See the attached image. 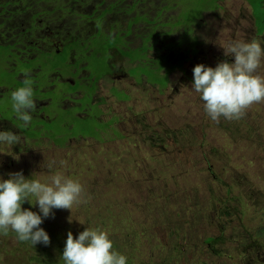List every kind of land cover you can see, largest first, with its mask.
<instances>
[{"label":"rangeland","instance_id":"obj_1","mask_svg":"<svg viewBox=\"0 0 264 264\" xmlns=\"http://www.w3.org/2000/svg\"><path fill=\"white\" fill-rule=\"evenodd\" d=\"M250 1L252 9L244 0H223L221 10L215 6L214 10L206 12L201 16V20L196 21L200 23L195 27V34L200 40L197 52L189 51L186 61L182 63L183 67L170 74L167 87L163 91L159 92L158 87L146 83H143L142 87L148 90L141 91L142 87L139 89V84L134 78L119 77L114 84H111L110 80L101 82L95 97L106 101L101 107L106 113L102 119L120 114L124 123L117 127L120 137L106 142L103 147H96L97 156L91 158L87 164L82 179L93 182L91 184L85 183V180L81 182L88 197L90 195L88 192L92 191L97 181L102 183L104 176L109 174L112 155H125L130 145L135 143L139 148V157L136 159L147 162L145 164L141 162L139 168L146 170L148 174L161 172L152 182V188L158 186V183L161 188L168 190L167 192L180 188H183L181 191L193 188L207 208H211L208 205L213 202L216 206L218 204L222 214H227L224 217L228 220L224 222L223 233L208 222H196V226L187 224L191 231L187 236L193 240L189 248L190 254L187 255L189 264H201L203 261L200 258L202 255L199 248H193L192 245L198 239L202 241L206 235L215 237L221 235V238L215 242L217 250L233 247L229 248L231 251L226 252L227 255L220 257L219 264H237V262L246 264L245 254L250 245L247 240H250L254 231L260 229L261 224L264 223V102L253 104L247 109L246 115L239 120L221 118L217 124L206 115L200 96L191 90L193 68L196 65L203 64L215 68L224 60L234 63V56L225 57L224 50L220 47L228 41L257 39L264 48V31L258 36L253 22V13L256 14L258 22L264 19V0ZM193 17L198 18V14H193ZM258 74L264 76V60L258 69ZM112 85L124 90L125 98L118 100L112 96L110 93ZM6 108H8L7 102H1L0 110L7 115L5 118L9 119L12 112ZM128 109H131L134 115ZM96 111L98 110L94 107L93 113ZM37 137L42 136L37 135ZM44 142L45 140H42L39 148L35 150L23 149L16 154L9 152L10 145L0 146V178L8 179L9 173L22 171L25 178L31 179L32 174L36 173L34 178L41 182L46 180L44 183L48 182L51 175L43 171L48 162L45 158L49 153L51 154V150H40L45 148ZM76 143L84 146L85 149H89L87 146L96 145L93 140ZM104 148L109 150L107 154H104ZM60 151L61 155L64 151L71 155L69 149ZM61 155L54 154L57 161ZM59 161L65 159L59 158ZM206 161H213L220 169L218 179L207 175ZM117 162L118 159L115 158L114 165ZM64 168L66 167L58 166L59 173L62 174L61 169ZM134 172V170L129 171L131 175ZM114 183L120 189L127 188L124 191L127 196L129 195V200L125 202V206L122 204L121 208L131 212L132 220L144 218L143 222L148 225L152 220L144 217L141 213L142 207L134 208L137 201L132 199L133 191L131 193L130 191L132 188L136 189V185L122 181ZM92 200L93 198L86 204H91ZM148 201V196L141 195L138 204L143 205ZM83 204L85 203L77 205V208ZM54 216L55 224L61 227L59 219L62 215L54 212ZM81 218L82 216L76 215L69 219L76 220L74 225L79 228L78 223ZM242 225L247 229H243ZM167 232L169 231L165 230L161 238L155 235L153 230L148 229L147 233L145 229L144 233L151 241L147 244L142 240V252L144 249V253H147L150 249L146 245H151V248L160 246L161 249L162 240L164 242L168 239L172 240L180 233L175 231V228L173 232L169 234ZM243 235L245 240L240 239ZM1 241L4 243L1 244ZM18 246L19 241L15 236L0 235V264H14L18 260H23V252ZM121 254L124 255V252ZM142 255L137 261L143 260Z\"/></svg>","mask_w":264,"mask_h":264},{"label":"flooded vegetation","instance_id":"obj_2","mask_svg":"<svg viewBox=\"0 0 264 264\" xmlns=\"http://www.w3.org/2000/svg\"><path fill=\"white\" fill-rule=\"evenodd\" d=\"M188 1L0 0V17L6 20V24L0 23V103L7 102L11 124L21 129L23 122L12 111L11 92L24 86L23 73L28 71L36 104L25 128L28 133L41 135L51 146H56L54 138L66 144L93 140L95 146L112 140L109 135L117 134L124 122L120 114L102 119L106 113L101 107L106 101L95 99L101 82L114 84L119 77L134 78L123 70L124 60L142 48L146 36L153 31L150 44L161 42L170 51L169 41L186 30L178 15L196 13L194 21H199L215 6L221 10L223 0ZM193 1L199 3L193 6ZM244 1L251 7L250 0ZM253 22L261 36L255 17ZM199 24L191 23V35L197 39L195 50L200 45L195 34ZM187 47L184 43L178 47L182 55L189 51ZM110 93L118 100L126 96L114 85ZM94 107L97 113H93ZM89 126L99 138L84 136Z\"/></svg>","mask_w":264,"mask_h":264},{"label":"trees","instance_id":"obj_3","mask_svg":"<svg viewBox=\"0 0 264 264\" xmlns=\"http://www.w3.org/2000/svg\"><path fill=\"white\" fill-rule=\"evenodd\" d=\"M191 1L192 0H189L188 3L190 4ZM197 3L199 2L193 1L191 5L194 6ZM161 8L163 10L165 9L162 5ZM255 15L254 13L255 19L258 21ZM178 19L186 30L184 33H180L179 36L175 35L174 38L169 41V47H172L170 51H168L167 46H163L161 42L157 41L152 43V45L150 44V40L154 34L152 31L145 37L143 46L140 50L138 49V51L130 53V55L127 53L129 57H127V60H124L126 66L123 67V70L126 71V73L129 70L127 74L134 77L137 84H139V89H141L143 83H146L158 87L157 90L159 92L163 91V89L167 87L170 74L173 73L174 70L183 67L182 63L186 61L189 51L194 53L197 52L195 50L197 39L191 35V32L193 34L191 23H196L193 14L185 17L178 15ZM0 23L1 25L6 24V20L0 17ZM257 27L259 30L258 34H262L264 31V19L257 22ZM159 36L160 34L158 33V37ZM176 41L188 46L187 48L189 51H185L182 55L181 51H179L181 47L178 48L180 44ZM185 42L189 44L186 45ZM156 43L158 45L157 47H155ZM142 90L148 89L142 87L141 91ZM5 116L7 115L0 110V131H11L21 137V142L18 145H10L11 148L9 152L16 154L23 149L27 151L30 149L35 150L37 147L39 148L42 140L38 138L37 135L28 133L23 127L19 129L13 126L11 124L12 117L10 116L8 119L5 118ZM101 128L105 129L106 125L101 126ZM96 133L97 135L99 134L96 130H93L92 126H89L88 131L84 132V136H93L96 135ZM23 135L25 137L24 140L22 139ZM117 137H120L118 133L109 135V139ZM97 138L99 137L97 136ZM51 140L55 142L56 146H51L49 141H45V148H40V150H51V154L49 153L45 158V160H48L46 165L53 160L56 163L51 171H49L45 165V170L42 168L44 170L43 172H47L49 175L54 174L53 172H59L58 166H61L59 158H63L67 164L62 165L66 167L61 169L62 174L79 181L83 186L81 180H85H83L82 177L86 171L87 164L91 158L97 156L96 147L103 146H87L89 149H85L84 146H79L77 143L69 145L59 139L54 138ZM4 144L5 143H0V146ZM57 149H59V151ZM68 149L71 151L70 156L65 151L62 155L60 154V150ZM138 150L139 148L137 145L133 143L130 145L125 155H112L109 174L104 176L102 183L97 181L98 187L96 184L95 187L92 186V191L88 192L90 194V199L93 198L91 204L85 203L78 208L77 205H74L71 211L66 209H53V214L57 212L62 215L59 219L61 227L55 224V216L54 218L50 216L44 219V222L40 225V227L48 233L50 244L48 246L37 244L33 248L30 244L19 242L18 248L22 250L24 259L18 260L14 264H64L60 257L65 247L67 233L71 231L74 238H78L79 233L86 230L87 227L100 228L102 231H105L109 239L112 240L114 249L120 253L124 252V255L128 258L127 264H189V257L187 258V255L190 254L189 248L193 240L187 236L191 233L190 227H188L187 224H192L194 226L196 222H208L212 227H216L220 233H223L225 228L224 222L228 220V218L225 220L224 217L227 214H222L218 204L217 207L213 202L208 205L211 206V208H207L203 201L199 199L197 192H195L193 188L184 191H181L183 188H180L167 192L168 190L161 188L158 182V186L152 188V182L156 180L155 178L159 176L161 172H151L148 174L146 170L139 168L141 162H144V164L147 162L136 159L139 157ZM108 151L109 150L105 148L103 150L104 154H107ZM55 153L61 155L58 161L57 157L54 156ZM115 158L118 159L116 165H114ZM205 166L208 176L216 179L219 178L220 169L216 167L213 161L207 162ZM130 170L135 171L133 175L129 173ZM135 177H137V179H135ZM119 181L125 182L126 184H131L130 182H132V184L136 185L137 188H132L130 191V193L133 191L132 199L134 198V200L137 201V204H134V208L137 209L138 206L142 207L141 213H143L144 217L152 220L148 225L143 222L144 218L139 217L136 220H132L131 212L125 208H121V205L123 204L125 206V202L129 200V195L127 196L124 191L127 190V188L120 189V187L114 183ZM92 182L93 181L85 180V183L91 184ZM141 195H146L149 198V201L144 202L143 205L138 204ZM22 208L32 210L39 214L38 206L32 207L27 202L22 205ZM76 215L82 216L78 223L79 228H76L74 225L76 220L69 222V218H73ZM65 220L67 222H64ZM242 227L243 229H247L244 225H242ZM174 228L175 231L180 233L172 240L168 239L166 242L162 240L161 249H159L160 246H153L151 248V245H146L150 249H148L147 253H144V249L142 252V240L147 244L151 241L144 233L145 229L147 233L148 229H150L155 232V235L163 238L165 230L173 232ZM169 232L167 233L169 234ZM9 235L15 236L14 233H9ZM180 235L183 236L180 237ZM219 238H221V235L217 237L206 235L202 241L198 239L195 241V244L192 245L193 248L198 247L200 250L202 255L200 258L203 259L201 264H219L220 257L227 255L226 252L231 251L229 248H233L232 246H229V248L223 247L218 250L216 249L215 242ZM244 238L245 235L241 236L240 239L245 240ZM247 242L250 245L245 254L247 258L246 264H264V223L261 224L260 229L254 231L252 238L247 240ZM2 243H4V241H1V244ZM141 255L143 256V260L140 259L137 261V258ZM237 264L245 263L237 262Z\"/></svg>","mask_w":264,"mask_h":264},{"label":"clouds","instance_id":"obj_4","mask_svg":"<svg viewBox=\"0 0 264 264\" xmlns=\"http://www.w3.org/2000/svg\"><path fill=\"white\" fill-rule=\"evenodd\" d=\"M225 57L234 56V63L219 62L215 68L198 64L193 68L191 90L200 96L206 115L214 123L221 118L239 120L255 103L264 102V76L258 74L264 60V48L257 39L245 41L233 39L220 46ZM23 87L11 92V107L21 127L27 128L32 121L31 112L36 109L33 99V81L25 71ZM21 137L11 131H0V143L18 145ZM49 162V171L55 165ZM66 165V161H60ZM8 179L0 178V235L14 233L19 242L48 246L50 237L40 227L44 219L54 218L53 209L70 210L74 205L87 203L82 184L56 172L48 182L25 178L22 171L8 174ZM87 197V198H86ZM29 203L39 208V214L22 205ZM42 214V215H41ZM71 222V219H69ZM60 259L64 264H127V257L114 249L108 234L100 228L87 227L74 238L67 233L65 247Z\"/></svg>","mask_w":264,"mask_h":264}]
</instances>
